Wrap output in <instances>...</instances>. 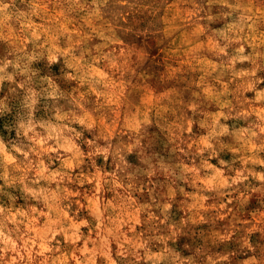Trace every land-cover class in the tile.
Masks as SVG:
<instances>
[{
  "label": "clouds",
  "instance_id": "9594fccd",
  "mask_svg": "<svg viewBox=\"0 0 264 264\" xmlns=\"http://www.w3.org/2000/svg\"><path fill=\"white\" fill-rule=\"evenodd\" d=\"M0 264H264V0H0Z\"/></svg>",
  "mask_w": 264,
  "mask_h": 264
},
{
  "label": "rangeland",
  "instance_id": "374dc122",
  "mask_svg": "<svg viewBox=\"0 0 264 264\" xmlns=\"http://www.w3.org/2000/svg\"><path fill=\"white\" fill-rule=\"evenodd\" d=\"M146 99L148 100V102H150V97H147Z\"/></svg>",
  "mask_w": 264,
  "mask_h": 264
}]
</instances>
